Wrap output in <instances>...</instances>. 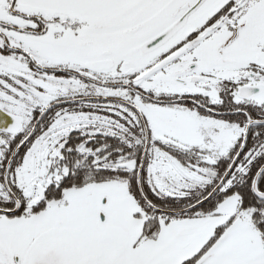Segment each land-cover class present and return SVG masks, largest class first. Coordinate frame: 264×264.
<instances>
[{
	"label": "snow or ice",
	"instance_id": "1",
	"mask_svg": "<svg viewBox=\"0 0 264 264\" xmlns=\"http://www.w3.org/2000/svg\"><path fill=\"white\" fill-rule=\"evenodd\" d=\"M0 264H264V0H0Z\"/></svg>",
	"mask_w": 264,
	"mask_h": 264
}]
</instances>
